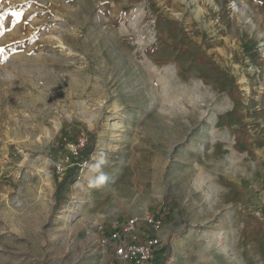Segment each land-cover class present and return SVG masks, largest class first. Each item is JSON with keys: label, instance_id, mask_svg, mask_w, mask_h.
<instances>
[{"label": "rangeland", "instance_id": "obj_1", "mask_svg": "<svg viewBox=\"0 0 264 264\" xmlns=\"http://www.w3.org/2000/svg\"><path fill=\"white\" fill-rule=\"evenodd\" d=\"M147 212L145 264H264V0H0V264H115Z\"/></svg>", "mask_w": 264, "mask_h": 264}, {"label": "built area", "instance_id": "obj_2", "mask_svg": "<svg viewBox=\"0 0 264 264\" xmlns=\"http://www.w3.org/2000/svg\"><path fill=\"white\" fill-rule=\"evenodd\" d=\"M71 145L77 149V145ZM141 223L157 231L164 221L151 212L141 217L132 216L125 222L115 220L110 224L107 236L100 238L102 246L112 249L115 264H145L161 248L162 239L159 235H146L141 238Z\"/></svg>", "mask_w": 264, "mask_h": 264}, {"label": "trees", "instance_id": "obj_3", "mask_svg": "<svg viewBox=\"0 0 264 264\" xmlns=\"http://www.w3.org/2000/svg\"><path fill=\"white\" fill-rule=\"evenodd\" d=\"M82 137L85 139L83 146H78L76 154L70 152L69 145H78ZM96 138V134L94 132H89L82 124H75L71 129L64 127L61 132L58 133L53 143L54 146L52 148L51 157L55 162H60L64 156H68L74 161V166L69 171L70 173L65 174L57 181L54 194L56 207L61 205L62 199L68 195V189L78 179L80 167L84 161L89 159L90 153L94 149ZM168 251L169 249L166 254L159 258V264H165L169 256Z\"/></svg>", "mask_w": 264, "mask_h": 264}]
</instances>
